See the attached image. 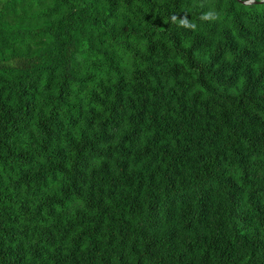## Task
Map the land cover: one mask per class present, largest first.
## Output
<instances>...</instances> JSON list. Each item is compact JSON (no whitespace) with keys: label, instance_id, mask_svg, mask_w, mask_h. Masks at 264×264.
<instances>
[{"label":"trees","instance_id":"1","mask_svg":"<svg viewBox=\"0 0 264 264\" xmlns=\"http://www.w3.org/2000/svg\"><path fill=\"white\" fill-rule=\"evenodd\" d=\"M241 1L0 0V264H264Z\"/></svg>","mask_w":264,"mask_h":264},{"label":"water","instance_id":"2","mask_svg":"<svg viewBox=\"0 0 264 264\" xmlns=\"http://www.w3.org/2000/svg\"><path fill=\"white\" fill-rule=\"evenodd\" d=\"M240 1V0H238ZM242 3L244 4H250V3H264V0H258V1H255V0H243L241 1Z\"/></svg>","mask_w":264,"mask_h":264}]
</instances>
